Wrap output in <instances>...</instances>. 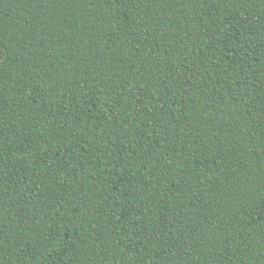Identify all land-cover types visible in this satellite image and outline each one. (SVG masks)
Here are the masks:
<instances>
[{
  "label": "trees",
  "instance_id": "16d2710c",
  "mask_svg": "<svg viewBox=\"0 0 264 264\" xmlns=\"http://www.w3.org/2000/svg\"><path fill=\"white\" fill-rule=\"evenodd\" d=\"M0 264H264V0H0Z\"/></svg>",
  "mask_w": 264,
  "mask_h": 264
}]
</instances>
